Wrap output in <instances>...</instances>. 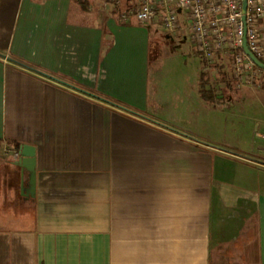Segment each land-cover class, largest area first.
Returning a JSON list of instances; mask_svg holds the SVG:
<instances>
[{
	"label": "crops",
	"instance_id": "0c3cea01",
	"mask_svg": "<svg viewBox=\"0 0 264 264\" xmlns=\"http://www.w3.org/2000/svg\"><path fill=\"white\" fill-rule=\"evenodd\" d=\"M129 4L0 0V53L16 61L0 55V264H264L263 84L244 85L257 108L243 112L227 60L214 104L203 61L190 84L166 83L151 42L188 32L124 20Z\"/></svg>",
	"mask_w": 264,
	"mask_h": 264
},
{
	"label": "built area",
	"instance_id": "2783aa9c",
	"mask_svg": "<svg viewBox=\"0 0 264 264\" xmlns=\"http://www.w3.org/2000/svg\"><path fill=\"white\" fill-rule=\"evenodd\" d=\"M120 3L121 0H113ZM130 1L121 17L156 21L170 34L185 30L205 65L228 57L236 86L255 85L264 79L244 51L264 63V0H124ZM18 153H15V157Z\"/></svg>",
	"mask_w": 264,
	"mask_h": 264
},
{
	"label": "rangeland",
	"instance_id": "374dc122",
	"mask_svg": "<svg viewBox=\"0 0 264 264\" xmlns=\"http://www.w3.org/2000/svg\"><path fill=\"white\" fill-rule=\"evenodd\" d=\"M132 21L134 23L139 24L141 23L144 25L145 23L139 22L136 20L134 16H130ZM151 23V22H150ZM155 24V23H154ZM158 25V26H157ZM153 26V29L157 31L160 34L164 33V30L161 25L157 23ZM162 38V37H161ZM191 42L189 39L187 40H182L180 42H173L171 39L166 38L164 36L162 39H154V41L151 42V57H152V74H158L159 77L160 75L166 74L169 78L166 83L172 82V84H181V83H188L190 84L193 79V75L195 73V70L200 69V63H202V59L200 56H194L192 54V46ZM229 61L228 57L223 56L218 59H216L215 65L212 70H209V80L210 83L213 84L215 87H224L230 84L228 78V74H223L225 71V65H222L221 62L223 61ZM187 61V64L186 62ZM201 65H204L202 63ZM204 66L201 68L203 69ZM201 73V72H200ZM200 76V74H199ZM233 82V80H232ZM264 86V79L260 80L258 85L256 86ZM245 86H236L234 85L233 88L228 90V94H230L233 98H236L237 96H242L244 95V98L246 99L247 106L250 104L249 107L246 105L247 108L244 109L243 112H253L257 106H256V92L257 89L254 87L253 90L249 91V88L246 89L244 88ZM220 90V89H219ZM243 90H248L247 92H243ZM253 91V92H252ZM255 95V99H254ZM235 100V99H233ZM239 110V109H238ZM213 123L214 122H219L222 124V130L226 129V126L224 127V124L227 123L229 126H243L245 131L249 134L252 133L254 127L249 123L248 125L246 124V118L243 117H235V116H225V115H219L216 114L213 117ZM248 123V122H247ZM217 125V124H216ZM214 129V127H213ZM217 130V126H216ZM219 133H217L218 135ZM223 134V131H222ZM248 141V137H247ZM249 145V144H248ZM20 215H23L24 218L21 216V227H30L32 225L33 217H32V210H30V213H25L23 209L19 208L17 211Z\"/></svg>",
	"mask_w": 264,
	"mask_h": 264
},
{
	"label": "water",
	"instance_id": "95a60500",
	"mask_svg": "<svg viewBox=\"0 0 264 264\" xmlns=\"http://www.w3.org/2000/svg\"><path fill=\"white\" fill-rule=\"evenodd\" d=\"M244 51L251 57V59L255 62V64L259 67H262L264 68V63H262L261 61H259L258 59H256L248 50L246 44H244ZM1 56L5 57L6 55L0 53ZM7 59L11 60V61H14L16 62L12 57H9V56H6ZM54 80H58L59 82L67 85V86H70L72 88H75V89H78L77 86L75 85H72L68 82H65V81H62V80H59V79H56L54 77H50ZM89 94L95 96L96 98H99L101 100H104L108 103H111V104H114L113 102L109 101V100H106V99H102L101 97L93 94V93H90ZM19 153H20V157L17 159L16 161V164L21 166V167H24L26 168L28 171H29V185L28 187L25 188V193L26 195H33V192H34V182H35V163H36V158H35V150L32 146L30 145H27V144H24L20 147V150H19Z\"/></svg>",
	"mask_w": 264,
	"mask_h": 264
},
{
	"label": "trees",
	"instance_id": "16d2710c",
	"mask_svg": "<svg viewBox=\"0 0 264 264\" xmlns=\"http://www.w3.org/2000/svg\"><path fill=\"white\" fill-rule=\"evenodd\" d=\"M204 63V69L200 73L199 77V93L203 100H205L208 103H216L217 102V87H215L213 84L210 83L209 80V70L211 68L216 67L215 65H205Z\"/></svg>",
	"mask_w": 264,
	"mask_h": 264
}]
</instances>
